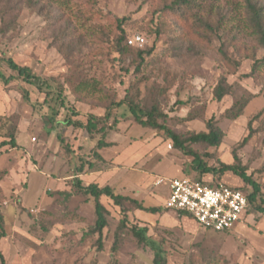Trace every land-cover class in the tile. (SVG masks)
<instances>
[{
    "label": "rangeland",
    "instance_id": "obj_1",
    "mask_svg": "<svg viewBox=\"0 0 264 264\" xmlns=\"http://www.w3.org/2000/svg\"><path fill=\"white\" fill-rule=\"evenodd\" d=\"M253 1L264 8V0ZM249 20L246 0H192L189 5L183 0H0V71L16 77L8 84L0 81V126L7 122L1 134L9 128L15 134L20 128L25 132L17 136L25 148L3 150L0 160L5 228L0 252L6 264H152L154 252L138 243L133 227L146 229L161 245L166 264H264V215L250 211L232 231L216 233L166 208L169 181L196 179L193 158L175 149L165 135L139 125L126 106L112 112L110 125L117 123L106 138L114 142L110 151L96 150L86 133L60 124L67 117H103V107L124 100L127 92L140 107L155 106L166 114L160 122L180 134L207 132L206 122L214 117L225 133L221 146L191 148L210 167L237 164L238 157L264 192V49ZM119 25L127 36L124 55L115 48ZM136 36L145 39L142 47L128 44ZM139 50L152 54L144 55L142 63ZM7 60L27 67L51 87L55 100L50 105L58 111L59 123L54 129L45 125L46 116H53L44 105L45 86L40 92L24 83ZM221 77L232 92L217 102L214 89ZM59 86L65 109L56 101ZM244 101L248 104L242 117L224 116ZM189 114L197 119L186 121ZM250 122L249 143L236 147L249 135ZM61 138L74 157L60 145ZM83 162L89 176L121 173L123 182L131 184H117L121 194L165 212H140L127 202L128 221L119 229L120 208L102 197L108 223L102 248L98 235L83 238L97 220L94 199L73 186L72 176ZM43 172L48 183L40 174L32 175ZM220 183L244 186L232 173Z\"/></svg>",
    "mask_w": 264,
    "mask_h": 264
},
{
    "label": "trees",
    "instance_id": "obj_2",
    "mask_svg": "<svg viewBox=\"0 0 264 264\" xmlns=\"http://www.w3.org/2000/svg\"><path fill=\"white\" fill-rule=\"evenodd\" d=\"M247 2V9L250 13V26L253 29L252 34L257 36L258 42L261 45V47L264 49V8L261 6H258L257 2H254L253 0H246ZM183 3L185 5L192 4V0H183ZM124 19L121 20V23H124ZM119 31L120 34L117 37L115 41V48L117 52L120 55H124L128 48H127V36L124 31V29L119 25ZM129 41V40H128ZM130 48V47H129ZM152 54V50L149 52H143L141 50L138 51V55L141 59V62H144V55ZM8 67L13 71L17 73V77L22 79V81L28 85L36 87L40 92H43V86L47 89L48 92H45V101L44 105L49 106L53 110V116H46L45 125L49 126V129L52 130L55 128L57 124H59L56 120V115H58V111L55 110L54 107H51L50 103L54 101L53 98L54 92H51V87L45 84V82L41 83V80L32 74L31 70L27 67H21L17 65L13 60H7L6 61ZM261 65L264 64V59L262 60ZM259 67V65L254 66V70ZM15 76H9L5 77L4 74L0 71V81L4 82L5 84L10 83L11 81L15 80ZM88 85H84V89H88ZM63 88L58 87L57 90V96L56 101L60 103L59 107H62L63 109L66 108L65 100L63 98ZM232 92V86L228 84V81L225 77H221L219 80L217 86L214 89V98L217 102H221L225 97L231 95ZM23 98L26 102L29 101L30 95L27 91L23 92ZM180 101L176 102V105H180ZM248 104V101L244 102H237L235 103L230 109L226 110L224 113V116L229 120H236L243 116L244 110L246 109V106ZM126 106L135 119V121L141 125L144 128L151 129L154 131H157L158 133H161L162 135L166 136L167 140H170L173 142V146L175 149L183 152L186 156L192 157V167L196 170L197 176L196 179L199 181H207V177H211L208 182H212V185L220 183L222 178L227 173H232L234 176L239 178L244 186L243 187H233L237 190H240L244 192L248 199V211L246 213V216L250 213V211H254L256 213H259L261 215H264V192L262 191V188L258 183H256L252 176L247 174V170L245 167H243L240 164V160L238 157L236 158L237 164L234 165H225L221 164L219 167H210L208 165V162L196 151H194L191 148V145H203L208 148H218L221 146L224 138L225 133L217 126L216 120L214 117H212L210 120H207L206 122V129L207 132L202 133H186V134H180L177 133L170 128L167 127L166 124L161 123L160 119H167V115L163 112H160V110L152 106L149 110L144 109L139 106L137 102L134 101V99L130 98L129 92L126 93V97L124 100L116 103L112 102L108 107L104 106L105 109V115L103 117H97L95 115H88L86 117L85 121H76L73 120L72 117L65 118L62 123L67 128H73L75 131H82L87 134L90 141L95 142L96 150H102L104 148H108L110 145L106 143L107 135L110 131L114 129V125H116L117 120H114V124L110 125V120L113 117L112 112L116 109H120L121 107ZM69 112H71V115L73 117H78L79 112L75 111L74 109H67ZM186 121H194L197 119V117L192 116V114H189L186 118ZM5 124L7 125V122L4 123V125H1L0 127V136L1 130L5 129ZM250 133L247 137H245L241 142L237 144L236 147L243 148L246 146L251 137H252V122L248 124ZM9 128V127H8ZM8 133L4 136L5 138H8L9 141H5L0 144L1 147L10 146L11 149H17L18 145L15 140V132L12 128H9ZM60 145L64 147L65 151L71 155L72 157L75 156L74 151L68 146L64 138L60 139ZM0 153V157H1ZM208 155V154H206ZM209 157V155H208ZM95 158L99 161H102V158L99 154H95ZM84 167L85 163L83 162L81 167L76 169V175H82L84 174ZM92 167V166H91ZM90 167V168H91ZM0 181H1V173H0ZM74 188L76 189V192L85 194L87 196H90L94 199L95 202V213L97 216V220L95 223V226L87 233V235H84L85 237H92L95 235H98L99 237V247L102 248V237L104 229L107 227V220L105 217L106 210L102 206L100 200L102 197L109 198L113 204L120 208L121 214L123 215V219L120 222L119 229L125 228L126 222L128 221L127 213L128 210L125 207V203H130L135 206V209L152 214L157 215L165 212L160 207H145L142 204L138 203L136 200L131 199L129 197H125L122 195H119L115 193L114 189L111 187H104L100 188L96 184H91L86 187L82 185V181L79 178H75ZM247 188H251V193L249 194L247 191ZM1 192V190H0ZM178 216L180 218H188L190 220H193L192 217L189 215L183 213V212H177ZM245 216V217H246ZM132 234L137 239L138 243L140 245H143L145 247H149L154 252V258L152 261V264H166V256L161 248V245L152 238H150L147 235L146 229H140L137 227H133ZM5 237V228H4V216L0 211V240ZM114 249V248H113ZM0 264H6L4 256L0 252Z\"/></svg>",
    "mask_w": 264,
    "mask_h": 264
},
{
    "label": "built area",
    "instance_id": "obj_3",
    "mask_svg": "<svg viewBox=\"0 0 264 264\" xmlns=\"http://www.w3.org/2000/svg\"><path fill=\"white\" fill-rule=\"evenodd\" d=\"M144 43L145 39L141 36L128 41L130 46L142 47ZM168 188L166 208L189 215L206 231H232L243 222L248 211L246 194L222 183L212 185V182L204 180L183 178L169 181Z\"/></svg>",
    "mask_w": 264,
    "mask_h": 264
},
{
    "label": "crops",
    "instance_id": "obj_4",
    "mask_svg": "<svg viewBox=\"0 0 264 264\" xmlns=\"http://www.w3.org/2000/svg\"><path fill=\"white\" fill-rule=\"evenodd\" d=\"M20 133H25L21 128L18 130V133H16L15 134V140H16V143H17V136L20 134ZM5 136V134L4 135H2V136H0V144L1 143H3V142H5V141H9V139L8 138H5L4 137ZM107 137H108V135H107ZM106 141V140H105ZM106 143H108L110 146L108 147V148H104V149H107V150H112V148H115V146H114V142H106ZM17 145H18V148L17 149H12V150H14V151H18L21 147H23V148H25L24 146H22V145H19L18 143H17ZM3 150H6V151H8V150H11V148H10V146H5V147H1L0 146V153L2 154L1 155V157H0V160H1V158H3L4 157V155H3ZM107 154V153H106ZM103 158L104 159H107L108 158V156L107 155H103ZM115 163H117V161L115 162ZM1 173V172H0ZM40 174V175H39ZM77 174V173H76ZM73 175L72 176V178L73 179H75V178H79L81 181H86L87 180V182L89 183V184H87L86 186H88V185H91V184H96V185H98L100 188H104V187H111L112 189H114V188H116V185L118 184V186L120 185L121 187H123L124 185H131V184H129V183H124L123 182V178H122V176H121V173H119L117 176H112V174H110L111 176H106L107 174H104V173H102V172H95V173H90V176L89 175H86V174H88L86 171H84V174H82V175ZM102 174V175H101ZM32 175H39V176H42L43 177V179H44V182H46V183H48L49 181H48V178H47V173H45V172H43V173H34V174H32ZM31 175V176H32ZM105 175V176H104ZM31 176H30V178H31ZM102 177H104V179L102 180L101 178ZM115 177V178H114ZM210 178L211 177H208L206 180L208 181V180H210ZM66 179H69L68 177L66 178ZM65 179V180H66ZM97 179V180H96ZM96 180V181H95ZM109 180H111V182L110 183H107ZM95 181V182H94ZM103 182H104V184L105 185H103ZM29 184H30V181H29ZM47 185H45L44 186V188H43V190L45 189V187H46ZM86 186H84V187H86ZM119 189V187L118 188H116L114 191H115V193H117V194H119V195H122V196H124L123 194H121V192H119L120 190H118ZM169 189V188H168ZM42 189H41V191H40V193L43 191ZM40 195V194H39ZM125 197H127V196H125ZM107 198V197H106ZM130 198V197H129ZM107 199H109V198H107ZM132 199V198H131ZM110 200V199H109ZM111 201V200H110ZM113 203V202H112ZM139 211V210H138ZM140 212H142V211H140ZM230 232V231H229Z\"/></svg>",
    "mask_w": 264,
    "mask_h": 264
},
{
    "label": "water",
    "instance_id": "obj_5",
    "mask_svg": "<svg viewBox=\"0 0 264 264\" xmlns=\"http://www.w3.org/2000/svg\"><path fill=\"white\" fill-rule=\"evenodd\" d=\"M66 200H67V197H66Z\"/></svg>",
    "mask_w": 264,
    "mask_h": 264
}]
</instances>
